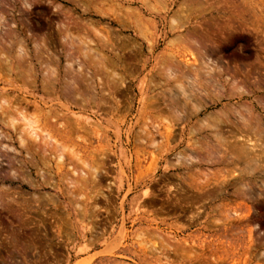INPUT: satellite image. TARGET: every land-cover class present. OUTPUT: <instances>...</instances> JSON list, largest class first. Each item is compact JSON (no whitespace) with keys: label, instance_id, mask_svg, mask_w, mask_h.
I'll return each mask as SVG.
<instances>
[{"label":"rangeland","instance_id":"obj_1","mask_svg":"<svg viewBox=\"0 0 264 264\" xmlns=\"http://www.w3.org/2000/svg\"><path fill=\"white\" fill-rule=\"evenodd\" d=\"M0 264H264V0H0Z\"/></svg>","mask_w":264,"mask_h":264},{"label":"bare ground","instance_id":"obj_2","mask_svg":"<svg viewBox=\"0 0 264 264\" xmlns=\"http://www.w3.org/2000/svg\"><path fill=\"white\" fill-rule=\"evenodd\" d=\"M146 2H147V1H146ZM134 11H135V10H134ZM78 21H79V20H78ZM69 28H70V27H69ZM97 30H98V29H97ZM67 33H68V32H67ZM97 34H99V33H97ZM65 36H66V35H65ZM75 38H76V37H75ZM78 38H79V37H78ZM105 38H106V37H105ZM76 39H77V38H76ZM74 40H75V39H74ZM77 41H78V40H77ZM84 41H85V40H84ZM84 41H83V42H84ZM83 42H82V43H83ZM196 43H197V42H196ZM196 43H195V41H194V44H196ZM69 44H71V43H69ZM83 44H85V43H83ZM67 47H68V46H67ZM86 47H87V46H86ZM195 47H196V46H195ZM198 48H199V43H198ZM34 49H35V48H34ZM86 50H87V49H86ZM88 50H89V49H88ZM95 50H96V49H95ZM199 50H200V49H199ZM39 52H40V51H39ZM90 52H91V51H90ZM99 55H100V54H99ZM70 57H71V56H70ZM96 57H97V56H96ZM27 59H28V58H27ZM45 60H46V59H45ZM21 61H22V60H21ZM21 61H20V62H21ZM28 62H29V61H28ZM202 62H203V61H202ZM22 63H23V62H22ZM47 63H49V62H47ZM103 63H104V62H103ZM210 63H211V62H210ZM79 64H80V63H79ZM212 64H213V63H212ZM101 65H102V64H101ZM83 66H84V65H83ZM103 67H104V66H103ZM165 67H167V66H165ZM174 68H175V67H174ZM168 70H170V69H168ZM168 70H167V71H168ZM211 70H212V69H211ZM205 71H206V70H205ZM170 72H171V71H170ZM221 73H222V72H221ZM71 75H72V74H71ZM207 75H208V74H207ZM114 76H115V75H114ZM186 77H187V76H186ZM193 78H194V77H193ZM196 83H197V82H195V84H196ZM43 86H44V85H43ZM213 86H214V85H213ZM68 87H69V86H68ZM68 87H66V88H68ZM179 87H180V86H179ZM210 87H211V86H210ZM215 87H216V86H215ZM66 88H65V89H66ZM167 88H168V87H167ZM183 88H184V89H182V87L179 88V89H181V91L179 92V94L181 95V97L184 98V100H185V104H186V103H188V104H189V103H193L192 98L190 97V96H192V94H191V93H190L191 95H190V94H187V92H185V90L187 91V89H185V87H183ZM212 88H213V87H212ZM217 88H218V87H217ZM44 89H45V88H44ZM179 89H178V90H179ZM195 89H196V88H195ZM222 89H223V88H222ZM194 91H196V90H194ZM196 92H197V91H196ZM210 92H212V91H210ZM214 92H215V91H214ZM217 92H218V91H217ZM69 93H70V92H69ZM203 93H205V91H204ZM212 93H213V92H212ZM218 93H219V92H218ZM234 94H235V93H234ZM189 95H190V96H189ZM201 95H202V93H200V96H201ZM217 95H218V97H219V94H217ZM173 96H175V95H173ZM196 96H197V95H196ZM193 97H194V96H193ZM215 97H216V92H215ZM216 98H217V97H216ZM195 99H196V97H195ZM201 99H202V97H201ZM212 99H213V98H212ZM214 99H215V98H214ZM191 101H192V102H191ZM186 105H187V104H186ZM196 105H197V104H196ZM147 106H148V105H147ZM198 107H199V106H196V109H197ZM241 107H242V106H241ZM170 109H171V108H170ZM198 109H199V108H198ZM175 110H176V109H175ZM194 110H195V109H194ZM248 110L251 111L250 109H248ZM249 111H248V112H249ZM17 112H18V111H17ZM170 112H173V113H174V111H173L172 109H171ZM178 112H179V111H178ZM237 112H238V111H237ZM244 112H245V110H244ZM248 112H247V113H248ZM245 113H246V112H245ZM178 114H179V113H178ZM223 114H224V113H223ZM235 114H236V113H235ZM248 114H249V113H248ZM250 114H253V113L250 112ZM171 115H172V114H171ZM238 115H239L238 117H239V118L241 119V121L243 122V123H242L243 127H244L245 129H247V131H249V132H248L249 134H252V135H250V136H251V139H252V138H255V139H256V137L259 136V135L261 134V133L259 132L260 130L257 131V129H256V128H258V127H257V126H254V127H253L252 124H254V123H253L252 121H248L247 118H246V116H244L242 113L238 112ZM22 116H23V115H22ZM24 116H25V114H24ZM180 116H181V115L179 114V117H180ZM248 116L250 117V115H248ZM254 116H255V115H254ZM174 117H175V116H174ZM216 117H217V116H216ZM251 117H252V115H251ZM251 117H250V118H251ZM23 118H24V117H23ZM176 118H177V117H176ZM176 118H174V119H176ZM250 118H249V119H250ZM253 119H254V118H253ZM165 120H166V118H165ZM213 120H215V119H213ZM251 120H252V119H251ZM29 121H30V120H29ZM175 121H176V120H175ZM216 121H217V124L222 123L220 119H217ZM222 121H224V120H222ZM9 122H10V121H9ZM26 122H27V121H26ZM208 122H209V121H208ZM29 123H30V122H29ZM212 123H213V122H212ZM209 124H211V123H209ZM209 124H208V125H209ZM12 125H13V124H12ZM169 125H170V124H169ZM206 125H207V124H206ZM206 125H205V126H206ZM208 125H207V126H208ZM30 126H31V125H30ZM207 126H206V127H207ZM15 127H16V126H15ZM33 127H34V126H33ZM208 127H209V128H215V129H218V125H214V126H211V125H210V126H208ZM235 128H236V127H235ZM27 129H28V128H27ZM167 129H168V128H167ZM153 130H155V129H153ZM169 130H170V129H169ZM167 131H168V130H167ZM172 131H173V130H172ZM33 132H34V131H33ZM153 132H155V131H153ZM258 132H259V133H258ZM261 132H262V131H261ZM167 133H168V132H167ZM249 134H248V135H249ZM212 135H213V134H212ZM148 136H149V135H148ZM220 136H221V135H220ZM250 136H249V137H250ZM252 136H254V137H252ZM261 136H262V135H261ZM249 137H248V138H249ZM155 138H156V137H155ZM241 138H242V137H241ZM239 139H240V138H239ZM242 139H243V138H242ZM257 139H258V138H257ZM260 139H262V138L259 136V140H260ZM203 140H204V139H203ZM255 141H257V140H255ZM262 141H263V140H262ZM245 142H249V143H250V141H248V140L245 141ZM252 142H254L253 139H252ZM153 143L156 144L155 141H154ZM224 143H225V142H224ZM255 143H256V142H255ZM258 143H259V142H257V144H258ZM197 145H198V144H197ZM254 145H256V144H254ZM258 145H259V144H258ZM258 145H256V146H258ZM198 146H199V145H198ZM198 146H197V147H198ZM218 146H219V145H218ZM249 146H250V145H249ZM58 147H59V145H58ZM213 147H214V146H213ZM255 148H256V147H255ZM258 149H259V148H258ZM43 150H44V149H43ZM252 150H253V149H252ZM44 151H45V150H44ZM46 151H47V150H46ZM46 151H45V152H46ZM69 151H70V150H69ZM217 152H218V151H217ZM261 153H262V152H261ZM73 154H74V153H73ZM152 154H153V153H152ZM217 154H218V153H217ZM74 155H75V154H74ZM219 155H220V154H219ZM178 156H180V155H178ZM61 157H63V156H61ZM182 157H183V156H182ZM186 157H187V156H186ZM209 157H210V156H209ZM31 158H32V157H31ZM192 158H193V157H192ZM192 158H191V159H192ZM60 159H61V158H60ZM78 159H79V158H78ZM182 159H183V158H182ZM182 159H181V160H182ZM196 159H197V158H196ZM198 159H199V158H198ZM228 159H229V158H228ZM194 160H195V158H194ZM199 160H200V159H199ZM255 160H256V159H255ZM79 161H80V160H79ZM177 161H179V159H178ZM195 161H197V160H195ZM80 162H81V161H80ZM171 162H172V161H171ZM181 162H182V161H181ZM189 162H190V161H189ZM61 163H62V162H61ZM93 163H94V162H93ZM179 163H180V162H179ZM190 163H191V162H190ZM32 164H33V163H32ZM82 165H83V164H82ZM85 167H86V166H85ZM86 168H87V167H86ZM87 170H88V169H87ZM98 171H99V170H98ZM74 172H75V171H74ZM246 172H247V171H246ZM250 172H251V171H250ZM76 173H77V172H76ZM83 173H85V172H83ZM98 173H99V172H98ZM241 174H242V173H241ZM76 175H77V174H76ZM81 176H82V175H81ZM83 176H85V175H83ZM2 177H3V176H2ZM4 178H5V177H4ZM93 178H94V177H93ZM29 180H30V179H29ZM85 181H86V180H85ZM86 182H87V181H86ZM29 184L31 185V183H29ZM29 184H28V185H29ZM34 184H35V183H34ZM244 187H245V186H244ZM78 188H79V187H78ZM80 188H82V186H81ZM80 188H79V189H80ZM245 188H246V187H245ZM101 193H102V192H101ZM96 208L98 209V206H97ZM104 211H105V210H104ZM155 249H156V248H155ZM155 249H154V250H155ZM157 250H158V249H157Z\"/></svg>","mask_w":264,"mask_h":264}]
</instances>
